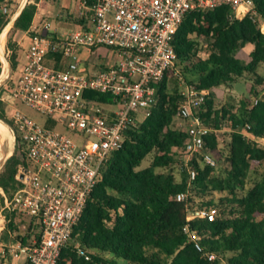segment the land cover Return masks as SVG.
I'll return each mask as SVG.
<instances>
[{"label":"built area","instance_id":"1","mask_svg":"<svg viewBox=\"0 0 264 264\" xmlns=\"http://www.w3.org/2000/svg\"><path fill=\"white\" fill-rule=\"evenodd\" d=\"M224 4L233 9L232 18L254 16L264 32V18L255 12L254 0H79L76 29L57 34L45 22L48 31L29 34L18 76H10L0 88V99L11 107V130L20 133L29 160L28 166L18 168L22 186L12 197L0 187V233L7 230L13 211L33 218V223L27 243L9 229V239L0 238V264L58 263L63 247L74 240V227L102 179L104 164L122 148L127 129L156 104L154 84L167 71L179 75L174 38L181 21L190 11ZM1 10L10 12L7 4ZM100 48L112 52L116 61L95 70L81 69L82 61L98 55ZM88 91L109 94L111 100L100 101ZM180 95L174 127L186 132L188 140L173 146L171 153L187 173L188 189L173 198L186 202L189 241L213 260L217 252L206 248L189 222L213 221L219 208L194 205L189 187L198 174L195 158L219 166L205 137L226 127L215 129L203 120L199 109L206 92L194 83L183 82ZM22 103L44 115L46 122L24 112ZM48 120L55 125H47ZM239 131L264 148V137L254 135L249 123Z\"/></svg>","mask_w":264,"mask_h":264},{"label":"trees","instance_id":"2","mask_svg":"<svg viewBox=\"0 0 264 264\" xmlns=\"http://www.w3.org/2000/svg\"><path fill=\"white\" fill-rule=\"evenodd\" d=\"M10 1L0 0V33L10 17L1 6ZM37 1L26 5L10 29L6 44L13 70L19 65V47L13 40V30L30 28ZM254 10L264 18V0H254ZM232 15L233 9L226 4L185 15L174 38L179 75L167 71L154 84L156 104L127 129L122 148L114 151L104 164L102 179L74 227V240L63 247L57 264H264V167L261 178L247 187L251 170L264 166V148L239 131L249 123L254 135L264 137V88L252 87L254 98L263 96L257 103L254 98H242L236 110L231 104L217 107L213 91L214 87L232 84L244 73L252 74L256 83H264V75L259 72L264 65V32L251 14L243 18ZM248 44L252 48L246 60L238 53ZM1 65L0 60V73ZM182 81L194 83L206 92L199 114L208 125L215 129L231 128L225 172L195 158L193 165L198 174L189 187L194 205L221 209L213 221L196 218L189 222L191 229L203 236L206 248L217 252L219 257L213 260L204 257L189 241L185 232L186 202L173 198L188 189L186 171L177 180L173 173L159 170L177 162L171 149L188 140L186 132L174 127ZM88 92L100 101L111 100L109 94ZM7 114V104L0 99V120L12 126ZM47 125L53 126L55 122L48 120ZM15 138V151L0 169V187L9 197L22 186L16 176L19 166L29 165L25 143L16 130ZM205 139L217 152L219 132H211ZM152 152V162L139 168ZM215 191L227 194L217 202L211 198L195 199ZM2 203L3 199L0 206ZM32 223L33 218L13 211L7 228L27 243ZM228 253L231 255L227 256Z\"/></svg>","mask_w":264,"mask_h":264},{"label":"rangeland","instance_id":"3","mask_svg":"<svg viewBox=\"0 0 264 264\" xmlns=\"http://www.w3.org/2000/svg\"><path fill=\"white\" fill-rule=\"evenodd\" d=\"M58 3L60 4V7L65 6V4H73V7L75 6V1L74 0H57ZM23 0H12L10 1L7 5L10 8V12L8 13L10 15V18L15 14V12L19 9L20 5L22 4ZM32 2V0H31ZM61 15H56V17L60 18ZM63 16V15H62ZM12 27L10 26L9 29L7 30L8 32L6 33V38H5V42H4V49L6 50V54L7 57L9 56V51H7V38L10 32V29ZM64 29L62 28L60 31H63ZM16 32V33H15ZM16 34V35H15ZM21 34L20 31L17 30H13L12 36L14 37H18ZM14 40V39H13ZM16 42V41H15ZM18 46V45H17ZM252 45L248 44L242 51H240L238 53V56L240 58L243 59H249V51L251 50ZM104 49V48H102ZM106 50V49H105ZM98 53H102V54H106L103 53L101 51V49H99ZM0 60L2 62V70L1 73L3 71V68H5V62L4 59L2 57V55L0 54ZM11 64V63H10ZM259 72L264 75V65L260 66L259 68ZM0 73V75H1ZM12 76V78H16L18 76V68L13 70L12 66L9 69V72L7 74V76L5 77V80L2 81V83L0 84V88H3V84L9 80V77ZM255 77L252 74L249 73H244L242 76L238 77L237 80H235L232 84L230 85H221L219 90H214L216 91L215 93L217 95H215V105L217 107L222 106L224 104H231L233 110H236V108H238V106L240 105V100L244 97H250V99H253L254 97H256V95L254 94V92L251 91L252 87H256L257 90H262L261 88V84H258L255 82ZM183 84V81L179 83V89H181V85ZM259 96H263L262 94H259ZM19 107L26 112L28 115H30L31 117L35 118L37 121L45 123L46 122V117L42 114H40L39 112H37L36 110L32 109L31 107L25 105V104H19ZM7 117L10 118V114H11V107H7ZM2 120V119H1ZM7 127L9 128V130L11 131V133L13 134L14 137V146H13V152L15 151L16 148V138L14 133L11 130V127L9 126L8 123H6L4 120H2ZM228 128V127H226ZM226 128H224V130L219 132V144H218V151L217 152H213V154L217 157V158H221L218 159L219 160V166H218V170L222 173L225 172V167H226V163H227V155H228V146H229V142H230V130H227ZM13 154V153H12ZM153 155L154 153H150L141 163L139 168H144L146 166H148L152 160H153ZM203 165V163H202ZM263 165L257 167V169H253L251 170V172L248 175V179H247V187H250L255 181L259 180L261 178L262 172H263ZM160 171H168L174 174L175 178L177 180L181 179L182 173H183V169L181 167V164L178 163V160L176 163L172 164L169 167L166 168H161L159 169ZM227 193L226 192H220V191H215L212 195L210 196H206V197H195V199L197 201H201V200H209L214 199L215 202L218 201V199L221 196H225ZM0 201H2V198H0ZM3 205V203L1 204ZM221 209H219L220 211ZM229 214L230 212L227 211ZM231 254L228 253L227 256H230ZM224 262L226 263V260L224 258Z\"/></svg>","mask_w":264,"mask_h":264},{"label":"crops","instance_id":"4","mask_svg":"<svg viewBox=\"0 0 264 264\" xmlns=\"http://www.w3.org/2000/svg\"><path fill=\"white\" fill-rule=\"evenodd\" d=\"M74 1H75L74 7L72 2L71 4H65V6L60 7V4L58 3L57 0H38L36 2L37 8L30 28L26 31L17 30L20 31L21 34L18 37L15 36L13 37L14 41H16V44L19 47V62H21L24 56V47L27 46V44L29 43V34H33L36 31H40L41 33L48 31L47 28L44 27L45 22H48L50 30H53L57 34L70 32L76 29L77 27L76 24L78 22L77 9H78L79 0H74ZM56 15H61V16L60 18L58 17L55 18ZM62 28L64 30L60 31ZM100 49L103 53L106 52V54L99 53L98 55L96 54L92 56L90 55V57H87L88 60L82 61L80 68L83 70H85L86 68L95 70L101 67L102 65H108L116 61V57L112 52H110L106 48L104 49L100 48ZM49 61H51L52 63L54 62L52 58H50ZM220 86L214 87L213 91L219 90ZM7 230H4L3 232L0 233V238H3L4 240L9 239V234Z\"/></svg>","mask_w":264,"mask_h":264},{"label":"bare ground","instance_id":"5","mask_svg":"<svg viewBox=\"0 0 264 264\" xmlns=\"http://www.w3.org/2000/svg\"><path fill=\"white\" fill-rule=\"evenodd\" d=\"M9 26L10 25H8L4 29V31L1 35V38H0L1 45L3 48H4L6 33L8 32L7 30L9 29ZM4 62H5V60H4ZM5 68H6V64H5ZM5 68H3V69L6 70ZM6 76H7V72H5L4 77H6ZM13 144H14L13 134L11 133V131L9 130L7 125L0 120V156L3 157L2 161H4V159H6L7 157L11 156V154L13 153V146H14Z\"/></svg>","mask_w":264,"mask_h":264},{"label":"water","instance_id":"6","mask_svg":"<svg viewBox=\"0 0 264 264\" xmlns=\"http://www.w3.org/2000/svg\"><path fill=\"white\" fill-rule=\"evenodd\" d=\"M29 2H31V0H23V2H22V4L20 5L19 9L15 12V14L10 18V20L8 21V23H7V24L4 26V28L2 29V31H1V33H0V38H1V35H2L3 31H4V29H5L8 25H10L11 27L14 25L15 21H16V20L18 19V17L21 15V13L23 12L24 8L26 7V5H27ZM10 26H9V27H10ZM0 54L2 55V57L4 58V60H5V62H6V68H5L6 70L3 69V71H2V73H1V75H0V84H1L2 81L5 80V77H4L5 72H7V74H8L9 69H10V67H11L10 60H9V58L7 57V54H6V50H5V49L2 47V45H1V40H0ZM11 155H12V154H11ZM7 158H8V157H7ZM7 158L4 159V161H2V160H3V157L0 156V169H1L2 166L5 164ZM22 177H23V174L20 175V178H22Z\"/></svg>","mask_w":264,"mask_h":264}]
</instances>
